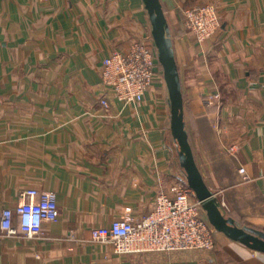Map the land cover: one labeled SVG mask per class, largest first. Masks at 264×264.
<instances>
[{"label": "crops", "instance_id": "1", "mask_svg": "<svg viewBox=\"0 0 264 264\" xmlns=\"http://www.w3.org/2000/svg\"><path fill=\"white\" fill-rule=\"evenodd\" d=\"M203 2L221 27L195 42L181 9ZM161 3L196 164L225 215L264 231V0ZM134 40L153 43L142 0H0V207L27 188L53 191L59 206L38 235L0 231V264H264V252L217 230L209 251L94 244L92 228L146 216L182 180L158 84L138 103L111 93L108 109L99 103L103 57Z\"/></svg>", "mask_w": 264, "mask_h": 264}, {"label": "built area", "instance_id": "2", "mask_svg": "<svg viewBox=\"0 0 264 264\" xmlns=\"http://www.w3.org/2000/svg\"><path fill=\"white\" fill-rule=\"evenodd\" d=\"M183 14L184 25L198 40L210 36L219 26L212 5H194ZM159 66L154 42L138 41L125 51H112L102 59L100 105L109 108V93L123 104L142 101L154 85ZM204 102L210 103L209 99ZM172 190L170 194L158 193L146 216L115 218L108 226L92 229V239L109 244L117 254L211 250L215 228L203 214L193 190L183 180L173 184ZM21 199L14 207H0V231L35 236L43 231L45 223L58 219L59 206L53 191L27 188L21 192Z\"/></svg>", "mask_w": 264, "mask_h": 264}, {"label": "water", "instance_id": "3", "mask_svg": "<svg viewBox=\"0 0 264 264\" xmlns=\"http://www.w3.org/2000/svg\"><path fill=\"white\" fill-rule=\"evenodd\" d=\"M142 1L149 17L158 61L163 70L168 94L170 131L177 143L178 161L184 174L182 180L193 190L215 230L223 232L227 237L254 250L264 252V231L249 225H240L233 217L225 215L218 197L203 179L185 129L181 81L161 0Z\"/></svg>", "mask_w": 264, "mask_h": 264}, {"label": "rangeland", "instance_id": "4", "mask_svg": "<svg viewBox=\"0 0 264 264\" xmlns=\"http://www.w3.org/2000/svg\"><path fill=\"white\" fill-rule=\"evenodd\" d=\"M194 5H200V6H202V5H212L214 8H215V10H216V12H217V16H218V18H219V26H218V28L215 30V32L214 33H212L210 36H208V37H206L205 39H207V38H209V37H211L212 35H214L219 29H220V27H221V18H220V14H219V11H218V9H217V6L214 4V3H212V2H203V3H196V4H190V5H187L186 7H183L182 9H181V18L183 19V13H184V10L185 9H187V8H189V7H191V6H194ZM138 16L137 15H134V19H135V21L137 20V21H139V19L137 18ZM183 25H184V23H183ZM184 27H185V29L186 30H188L187 28H186V26L184 25ZM189 31V30H188ZM189 33L193 36V40L195 41V42H201V41H203V40H205V39H203V40H198V39H196L195 38V36L193 35V33L191 32V31H189ZM152 37V36H151ZM134 42H138V41H136V40H134L133 41V43ZM114 51V50H113ZM121 51H123V50H121ZM110 54V53H109ZM108 54V55H109ZM107 56V55H106ZM105 57V56H104ZM103 57V58H104ZM154 84H158L159 86H160V89L161 90H163L166 94H167V88H166V84H165V80H164V77H163V70H162V67H161V65L158 67V75H157V77L154 79ZM168 95V94H167ZM216 96V95H215ZM205 100V99H204ZM204 102V101H203ZM175 165H176V167H178V159L176 158L175 159ZM181 178H183L184 177V174H183V170H182V172H181ZM179 181H176L175 182V184H177ZM172 188H173V185H171V187H170V189L168 190V191H163L162 193H167V194H170V192L172 193ZM142 218V217H141ZM94 228H97V227H94ZM94 228H92V229H94ZM92 229H91V231H92ZM91 231H90V233H91ZM91 238H92V236H91ZM95 243L94 244H96V242H98V241H96V240H94V239H92ZM109 245V244H108ZM112 248V247H111ZM113 251V250H112ZM202 251H204V250H202ZM115 253V252H114ZM117 254V253H116ZM129 254V253H128ZM121 255H126V254H121Z\"/></svg>", "mask_w": 264, "mask_h": 264}]
</instances>
